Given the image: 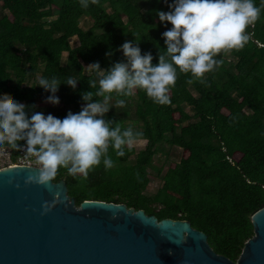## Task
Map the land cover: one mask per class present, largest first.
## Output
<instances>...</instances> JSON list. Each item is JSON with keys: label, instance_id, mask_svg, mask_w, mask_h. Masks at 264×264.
<instances>
[{"label": "trees", "instance_id": "obj_1", "mask_svg": "<svg viewBox=\"0 0 264 264\" xmlns=\"http://www.w3.org/2000/svg\"><path fill=\"white\" fill-rule=\"evenodd\" d=\"M0 2V97L60 118L80 111L86 103L81 93H95L87 65L99 61L107 69L126 61L120 49L126 40L139 42L141 53L151 52L156 64L166 49L162 33L172 27L156 15L169 11L171 0H88V7L80 0ZM84 18L91 23L87 29ZM247 31L244 46L218 54L222 63L203 78L190 80V73L178 70L167 104L154 103L141 89L114 95L105 118L142 131L138 142H146L145 148L116 156L110 146L112 167L101 163L87 176L58 169L55 181L66 180L79 206L96 200L159 221H187L207 235L217 255L237 262L254 237L252 217L264 209V7ZM38 74L59 78V104L41 109L50 93L37 80L30 83ZM69 76L78 80L76 89L64 84ZM117 98L125 104L117 105ZM164 145L180 150L181 158L157 169L163 185L148 196L150 170H156L154 159ZM6 149L10 162H18L20 150Z\"/></svg>", "mask_w": 264, "mask_h": 264}, {"label": "clouds", "instance_id": "obj_2", "mask_svg": "<svg viewBox=\"0 0 264 264\" xmlns=\"http://www.w3.org/2000/svg\"><path fill=\"white\" fill-rule=\"evenodd\" d=\"M80 3L88 7V0ZM262 7L264 0L259 5L255 0H171L169 11L156 12L161 22L172 25L162 33L166 49L160 52L158 63H152L151 52L141 53L139 42L124 41L120 49L126 61H117L107 69L99 61L86 66L95 77L89 81L95 93H81L86 103L80 111H69L63 118L36 111L35 105L0 97V147L21 150L39 162L38 171L28 175L26 183L47 184L58 169L87 176L101 163L105 168L112 167L110 146L116 156H124L126 148L143 137L142 131L121 128L120 122L105 118L114 95L130 96L141 89L154 103H169L168 93L178 70L190 73V80L213 71L222 63L216 58L218 54L243 47L248 41L247 29L259 18ZM36 79L37 85L50 93L46 101L59 104V78L37 75ZM77 82L69 76L64 84L76 89ZM115 103L123 106L125 100L117 98Z\"/></svg>", "mask_w": 264, "mask_h": 264}, {"label": "water", "instance_id": "obj_3", "mask_svg": "<svg viewBox=\"0 0 264 264\" xmlns=\"http://www.w3.org/2000/svg\"><path fill=\"white\" fill-rule=\"evenodd\" d=\"M39 166L0 169V264H264V209L237 262L217 255L187 221L125 205H78L66 180L26 183Z\"/></svg>", "mask_w": 264, "mask_h": 264}, {"label": "rangeland", "instance_id": "obj_4", "mask_svg": "<svg viewBox=\"0 0 264 264\" xmlns=\"http://www.w3.org/2000/svg\"><path fill=\"white\" fill-rule=\"evenodd\" d=\"M0 6H1V2H0ZM56 18V16L54 17ZM53 19V18H51ZM91 25V23L86 19H82L81 20V26L84 29H87V27H89ZM71 43L73 46H76L79 44V39L77 37H74L71 40ZM68 56V53H64L63 54V60H66ZM88 72V68L86 69V73ZM40 76V74H38ZM37 78V77H36ZM31 79L30 83L36 81L37 79ZM194 96L198 97V95L193 92ZM47 107H52V104L45 101V105H43L41 107V109H45ZM187 112L192 115V112L187 109ZM146 142L140 141L135 143L132 147L136 149V151H140L142 149L145 148L146 146ZM9 157L5 150L3 148H0V169H4V168H8L12 165H14V162H10ZM181 158V151L176 149V148H170L167 145H164V148H162V150L158 153V155L155 157L154 159V167L156 168V170H150V180H151V184L149 185L146 194L148 196H154L157 192V190L162 187L163 183L160 180V176L158 175V170L162 167H167L170 165V163L172 162H179ZM30 166H39V162L35 159H30Z\"/></svg>", "mask_w": 264, "mask_h": 264}, {"label": "built area", "instance_id": "obj_5", "mask_svg": "<svg viewBox=\"0 0 264 264\" xmlns=\"http://www.w3.org/2000/svg\"><path fill=\"white\" fill-rule=\"evenodd\" d=\"M6 152V154L9 156V151L6 148H3ZM30 159H34V157H28L23 154V152L20 150V157L18 162L14 163L12 166H30ZM11 167V166H10Z\"/></svg>", "mask_w": 264, "mask_h": 264}, {"label": "bare ground", "instance_id": "obj_6", "mask_svg": "<svg viewBox=\"0 0 264 264\" xmlns=\"http://www.w3.org/2000/svg\"><path fill=\"white\" fill-rule=\"evenodd\" d=\"M12 167H16V166H12Z\"/></svg>", "mask_w": 264, "mask_h": 264}]
</instances>
